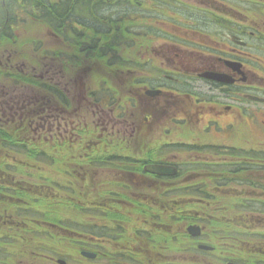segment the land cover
<instances>
[{
  "label": "flooded vegetation",
  "instance_id": "1",
  "mask_svg": "<svg viewBox=\"0 0 264 264\" xmlns=\"http://www.w3.org/2000/svg\"><path fill=\"white\" fill-rule=\"evenodd\" d=\"M40 1L0 0V52L15 50L17 31L22 26L18 23V8L20 11L25 9L26 17L39 22L43 28V52L60 53L68 49L73 53L72 61L68 63L72 73L66 78L69 71L61 60L62 73H56L58 77L47 69L42 78L41 98L25 94L20 98L19 110L12 115L14 118L25 116L20 110L28 108L31 116L41 117L42 127L30 124V117L19 119L24 121L23 125L28 121L30 133V127H33L32 134H38L35 139L43 149L48 146L58 150L81 143L79 150L83 149V155L80 152L73 158L75 165L83 160L103 166L100 169L107 171V164L115 159L134 166V171L126 174L78 173L75 170L70 173L77 182L86 181L90 189L96 191L86 195L88 205L84 206V210L90 212L86 249L93 253L91 264L172 263L178 257L190 263L209 262L212 257L224 261L223 251L217 256L215 252L198 248L210 241L176 237V213L182 210L177 207L178 193L192 194L191 181L184 180L179 185L177 181L182 174L181 165L190 162L182 157H167L166 149L171 147L178 156L177 146L181 151L185 147L191 151L205 150L208 147L202 146L212 143L200 144V134L209 139L215 137L228 141V138H234L236 143V116L241 118L248 113L257 117L261 112L256 105H264V102H250L246 95L264 96V8L260 12V6L254 8L248 0L250 6L244 8L246 11L236 12V0H226V3L224 0H200L204 10L198 21L201 27L192 18L173 11L167 18L150 19L154 20V26L148 32L145 31L146 17L142 15L137 21V25H141L138 36L142 37L137 42L138 59L129 62V66L119 73L122 68L114 67L108 61L114 47L118 51L127 47L125 39L131 16L123 17L117 12L118 5L124 0H46L44 4ZM154 1L158 0H148L147 5ZM17 3L20 6L17 7ZM25 4L32 5L31 10L24 7ZM69 4L73 5L71 12H63L62 9H67ZM100 8L103 9L99 11ZM256 11L259 12L254 13ZM145 38H148L147 45ZM51 42L56 43V50ZM151 42L154 43L152 46ZM102 52L107 54L101 55ZM97 54L101 55L99 60L94 57ZM84 55L86 59H94L80 61ZM92 71L94 75L99 74L95 77L99 78L104 91L105 86H109V92L100 97L89 92L86 85ZM115 76L125 92L119 96L117 89L113 88ZM14 87L15 83L11 88ZM96 100H104V105L114 102L112 110L123 112V116L133 122L129 131H125L128 125L124 129L121 125H102L100 120L97 121V116L108 117L110 108L108 105L97 106ZM16 107L13 90L2 88L0 136L7 129L20 134V139L24 138V126L17 127L16 119H9L8 124L2 123L5 122L2 112ZM87 113H93V120L87 119ZM262 122L264 124V120ZM90 126L95 131H89ZM122 131L133 136L130 143L115 138L116 132ZM192 133L197 135L193 142L168 139L179 134H183L181 137L191 136ZM2 138L0 147L2 143L9 147L10 142ZM26 140L24 148L37 143L30 137ZM134 140L139 142V153L131 156L128 152ZM121 143L122 147L117 148ZM92 153L100 156H91ZM44 155L46 157L45 151ZM45 157L42 158L44 161L47 160ZM153 164L176 166L178 174L161 175L146 171V167ZM45 165L48 163L43 162V169L47 170ZM212 176L208 172L199 173L201 179L208 180ZM3 180L0 178V185ZM44 187L42 198L48 199L47 184ZM119 215L129 221H117ZM7 228L12 229L9 234L16 231L12 225ZM2 233L7 235L0 231V264H60L57 255H38L26 247L19 251L22 257L16 256V240H2ZM19 238L23 246L33 242ZM3 241L8 242L7 245Z\"/></svg>",
  "mask_w": 264,
  "mask_h": 264
},
{
  "label": "rangeland",
  "instance_id": "2",
  "mask_svg": "<svg viewBox=\"0 0 264 264\" xmlns=\"http://www.w3.org/2000/svg\"><path fill=\"white\" fill-rule=\"evenodd\" d=\"M148 0H124L122 4L118 5L117 12L121 14L123 17L131 16L128 19V35L125 39L127 42V47L123 48L118 51L114 47V51L110 53L109 63L113 64L114 67L122 68L121 71L129 66V62L136 61L138 59V45L137 42L142 39L141 36H138V32L141 27L138 26V17L145 15L146 17V28L145 31L148 32L150 28L154 26V20H157L155 17H159L161 19L167 18L171 12L176 11L178 13L185 14L187 17L192 18V20L197 21L199 24V19L201 15H203L204 10L201 9L200 0H178L177 2L172 0H158L154 1L147 5ZM225 3L228 2L224 0ZM231 2V0H229ZM247 0H236V12H242L240 9H243L246 4L242 3ZM43 4L46 3V0H41ZM254 3L255 1H251ZM17 7L20 6L17 3ZM154 4V5H153ZM67 4H64V6ZM36 6V5H35ZM43 6V5H42ZM71 4L67 6V9H62L63 12H71L72 10ZM229 6V5H228ZM24 7L31 10L32 5L25 4ZM102 7V6H100ZM240 8V9H239ZM260 12H263L264 8V0L260 1ZM103 8L98 9L101 11ZM170 11V12H169ZM256 11L254 13H257ZM150 19H154L150 21ZM18 23L22 26H19L17 31L16 40L17 45L14 51L12 52H0V90L2 88L6 91L13 90L16 97L17 107L16 109H9L8 111H3L1 116L5 122L4 124H8L11 120L16 119L17 127H23L24 132L23 137L19 138L20 134H14L11 132L2 131L0 137H5L8 139L11 145H15L16 147H8L5 148V144L2 143L0 147V178H4L3 181L6 183L5 186L0 185V228L2 232H6L7 235L3 236L2 240H16V249L17 254L16 256L22 257L20 254V250L28 246H23L20 238L22 240H33V246L40 248V253L43 254H53V251L59 250L64 251V254H70L63 256L62 258H66L69 264H74L76 257L79 259V253L77 252L78 244L86 245L88 243L89 237H85L88 232L86 231L89 229L90 226V212L84 210V206L88 205L86 201V195H92L95 192L90 189V187L86 184V181L77 182L70 173L77 171L78 173H97V172H121V173H131L133 170V165L119 163L117 160H112L110 164H107L109 170L105 171L100 169L96 163H86L85 161H81L78 165H75L72 160L75 156L81 154L83 155V149L79 147L81 145H74L70 148H63V149H56L52 147H45L44 149L41 147L40 143L36 141L35 137L38 135L37 133L32 134V128L30 127L31 133L28 129V121L25 125L21 124L24 121H20V118L30 117V124H34V126L42 127L41 124V117L31 116V111L27 109H22V113L25 116L17 115L14 118L12 113L16 111L21 104L20 98H23L25 94L37 98H41V93L43 90L41 89L43 86L42 78L46 76V70L49 69L55 77L56 73L61 72V62L64 64L65 69L69 71V74L66 75V78L69 77L72 73V68L68 64L72 61L73 53L70 52L68 49L57 53V52H43L41 50V42L44 38L43 28L41 24L33 19H29L26 17L25 9L20 11L18 8ZM200 26V24H199ZM201 27V26H200ZM114 40H118L119 38H115ZM148 38H145V44L147 45ZM142 44V42H141ZM154 43H150L152 46ZM51 45L54 47L53 49L56 50V43L51 42ZM151 46L149 51L151 50ZM101 55H106V52L100 53ZM100 54H97L96 60H99ZM152 55V53H151ZM49 56L50 59H47ZM94 57L91 59H86L84 55L81 57L80 61L87 62V60H93ZM106 58V57H105ZM105 58L103 60H105ZM9 71H11L9 73ZM99 75V74H95ZM94 71L90 77L86 79V85L88 86L89 92L96 93L98 97L102 96L104 92H109V86L106 85V91H104L103 86L99 84V78L95 77ZM116 77V76H115ZM118 78V77H116ZM113 78L114 82V89L119 94L125 93L124 90L121 88V82L119 78ZM70 80V79H69ZM67 80V81H69ZM103 82V81H102ZM15 83V87L11 88ZM72 83V81H71ZM72 86V84H71ZM114 91V90H113ZM3 92V91H2ZM116 92V93H117ZM117 98V97H115ZM104 100H96L97 106L106 107L109 106V116L108 117H100L97 116L95 119L97 121L100 120L102 125H112L117 124L118 126H125L128 125V129L125 131H129L130 125L133 122H129L123 115V112L113 109L114 102H111V105L103 104ZM108 103V100H107ZM261 112L258 114L257 117H252L248 113H244L242 117L236 116V143L234 142V138H228L226 141L224 138L217 139L213 137V139L206 138L203 134H200L202 138V143L209 142L212 143L210 146H202L208 147L204 149L192 150L184 148V150H180L181 148L177 146L175 151L180 152V156L178 153H175L171 147L166 149L167 157H182L184 161L190 162L181 165L183 167L182 174L180 179H178V185L184 181H191L192 189L193 187H197L198 180H199V173L202 171L194 170V168H204L205 170L208 169L205 166L213 165V162L218 163H225L232 164L236 162V158H239L241 152L243 153H259L264 154V127L261 123V120H264V116L260 117V114L264 115V105H256ZM19 110V109H18ZM137 112V110H136ZM94 116L93 113H87V119L93 120ZM83 128L86 126L82 125ZM89 131H95L93 127L88 128ZM88 136V132H87ZM86 136V138H87ZM130 136L132 138H130ZM183 134H179V136L175 137H168L169 140H174L176 142H193L194 138H197L195 133H192L191 136L181 137ZM30 137L33 141V146L25 147V151L21 152L18 148V141L24 145L26 138ZM209 137H212L209 135ZM2 138V139H3ZM17 138V139H16ZM85 138V139H86ZM116 139L124 142L130 143L133 140V136L125 132H116ZM186 138V140H182ZM23 141V142H22ZM13 145V146H14ZM118 144H115L117 146ZM127 144H124V146ZM139 142L134 140L133 145L131 146L132 149L128 152L129 155L139 153L138 146ZM218 146V147H216ZM122 147V143L117 146V148ZM215 147V148H212ZM165 148V147H163ZM44 151L46 152L47 160H43L42 158L45 157ZM60 151V153H59ZM112 153L116 154L115 151ZM128 154H123L122 156H126ZM100 156L98 153H92L91 156ZM45 157V158H46ZM37 158H41L42 161L37 160ZM1 159H8L12 162L1 161ZM37 161L38 167L33 165L31 161ZM43 162H47V170L43 169ZM196 164V165H193ZM216 165V164H215ZM22 166H32L33 170L27 169L26 167ZM199 168V169H200ZM203 169V170H204ZM136 170V169H135ZM134 171V170H133ZM198 174V176H197ZM206 174V173H205ZM47 177V180L45 179ZM191 179V180H190ZM47 184L48 187V199L42 198L43 192L46 190L45 185ZM234 189H229L231 192H236L242 194V192L246 193H256L262 194L263 191L257 192L256 190L251 189H242L240 186L232 185ZM214 188H210V190H204V197L206 194H212ZM17 191H16V190ZM190 192V190H188ZM234 193V194H236ZM23 194L28 195V198L18 197ZM226 194V193H225ZM224 194V195H225ZM222 195V194H221ZM223 195V196H224ZM221 197V196H215ZM39 200L40 205H34L35 200ZM5 201L9 202V205L5 203ZM86 201V202H85ZM218 206H220L219 202L215 200ZM17 205V206H16ZM222 205H224V201L222 200ZM82 206V207H77ZM182 206V207H181ZM177 207H180L182 210L178 212V218L175 221L176 227V237L184 238L187 237L185 235V228L189 223L195 222L199 224L202 219L206 217H200L201 215L206 216L201 211L198 212L201 206H198L193 202V199L190 195L178 193L177 196ZM232 208V206H231ZM147 213H144L146 215ZM141 215V213H138ZM151 215V214H150ZM222 216V215H221ZM247 217L251 216L252 219L256 217V215H246ZM231 219H235L239 222L238 216L230 217ZM229 218V219H230ZM224 221V217L222 219ZM229 221V220H227ZM12 223V224H11ZM240 223V222H239ZM74 224V226H72ZM236 224V223H234ZM9 225L13 226V229L16 227V231L10 232L12 229L7 228ZM212 227L204 228V235L200 238V240H217L211 235ZM185 235V236H184ZM236 238H246V237H236ZM249 239V238H248ZM255 240L254 238H250ZM46 240V241H43ZM61 240H74L76 243L75 246H71L67 242V246L59 247L58 245L61 244ZM80 240V241H78ZM264 240V236L262 238ZM251 241V240H249ZM4 245H7L8 242H4ZM31 244V246H32ZM220 248H226L227 246L223 243V241L217 242ZM241 244V243H240ZM257 244V243H255ZM250 245H246L244 249L247 252ZM254 246V245H253ZM260 247H264V245L260 244ZM56 249H55V248ZM75 247V248H74ZM235 253V259L239 263L249 264L251 263H262L259 261H264V255H247L236 252V243L230 246ZM31 248V247H29ZM45 249V250H42ZM49 249V252H48ZM242 250V249H241ZM47 251V252H46ZM227 254H231L230 252L223 251ZM3 255V254H2ZM54 255V254H53ZM75 258H71L74 256ZM236 261V260H235ZM76 263V262H75ZM78 264H88V262L84 260H78ZM160 264H209L207 262H199V263H190L186 262L181 258H177L176 262L172 263H160ZM211 264H221L219 262H213Z\"/></svg>",
  "mask_w": 264,
  "mask_h": 264
},
{
  "label": "trees",
  "instance_id": "3",
  "mask_svg": "<svg viewBox=\"0 0 264 264\" xmlns=\"http://www.w3.org/2000/svg\"><path fill=\"white\" fill-rule=\"evenodd\" d=\"M17 139V138H16ZM8 140V139H6ZM14 145V144H13ZM10 145L9 147H16L15 145ZM6 149L8 148L5 145ZM18 148L21 152L25 151V148L22 147V143L18 141ZM239 158H236V163L232 165H225L224 170L217 171L218 173L223 174V181L227 185L236 184L242 188L251 189L253 188L257 192H264V154L259 153H243L241 152L238 155ZM27 167V166H22ZM36 167H38L36 165ZM28 169V168H27ZM33 170V167H32ZM246 195V196H245ZM18 197L28 198V195L23 194ZM40 199L34 201V205H40ZM224 201V210L222 213H214L213 219L216 226L220 225L224 217V225L226 229H232L228 226L227 220L229 222H234L235 219L231 220L230 217L238 216L239 224H236V227L239 228L240 234H234L241 237H251V236H264V193L262 194H250L246 193L242 196H230L226 195L223 199ZM9 205V202L5 201ZM232 206V208H231ZM239 209V211H238ZM256 215L254 219L251 216L247 217L246 215ZM222 215V216H221ZM226 223V224H225ZM228 235V234H226ZM236 249L244 254V249L246 245L249 246V251L246 253H251L252 251L258 253L261 252L260 244L264 245V240H235ZM239 242L241 244H239ZM257 243V244H255ZM254 245V246H253ZM59 247L62 244L58 245ZM242 249V250H241ZM256 249V250H255ZM56 255H60L61 252L56 250L53 252Z\"/></svg>",
  "mask_w": 264,
  "mask_h": 264
},
{
  "label": "water",
  "instance_id": "4",
  "mask_svg": "<svg viewBox=\"0 0 264 264\" xmlns=\"http://www.w3.org/2000/svg\"><path fill=\"white\" fill-rule=\"evenodd\" d=\"M153 168H155L153 171H157V172H160V173H162L163 171H164V169L162 168V167H153ZM188 232L191 234V235H193V236H198L199 234H200V228L199 227H196V226H190L189 228H188ZM200 248H202V249H204V250H212L213 248L212 247H209V246H200ZM84 256H86V257H89V258H91V254H89V253H82ZM61 264H65L64 262H62V261H59ZM228 264H235V263H228Z\"/></svg>",
  "mask_w": 264,
  "mask_h": 264
}]
</instances>
